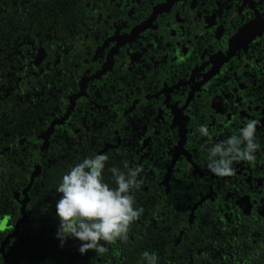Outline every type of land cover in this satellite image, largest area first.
Wrapping results in <instances>:
<instances>
[{
	"label": "flooded vegetation",
	"instance_id": "obj_1",
	"mask_svg": "<svg viewBox=\"0 0 264 264\" xmlns=\"http://www.w3.org/2000/svg\"><path fill=\"white\" fill-rule=\"evenodd\" d=\"M34 1L38 30L22 37L19 50L33 65L32 91L39 77L53 86L38 98L47 102L38 115L48 123L35 138L47 142L67 119L85 136L87 126H104L113 144L100 153L129 145L128 162L163 172L161 185L171 171L185 174L196 205L206 199L225 223L264 230V0H58L74 4L62 25L47 18L53 10L40 19L45 1ZM249 120L259 121L255 160L234 163L233 176H215L206 146ZM200 125L211 141L196 131Z\"/></svg>",
	"mask_w": 264,
	"mask_h": 264
},
{
	"label": "trees",
	"instance_id": "obj_2",
	"mask_svg": "<svg viewBox=\"0 0 264 264\" xmlns=\"http://www.w3.org/2000/svg\"><path fill=\"white\" fill-rule=\"evenodd\" d=\"M44 1L40 19L47 10H53L47 18L50 21L54 17L57 25L74 11V4ZM36 8L34 0H0V246L15 230L1 249L0 264H146L142 258L145 251L157 254L158 264H264V230L256 222L225 223L206 199L196 205L188 176L173 171L166 186L160 184L163 172L152 174L144 169L138 177L143 184L134 193L135 206L143 213L130 226L126 242L101 241L108 251L100 255L93 250L81 255V242L73 238L60 246L55 204L61 195L56 189L62 176L85 157L105 154L108 160L103 179L115 187L110 169L123 171L125 163L129 167L138 164L128 162L126 150L130 146L123 143L115 150L99 152L104 145L113 144L106 140L112 135L104 126H87L85 136L83 131L67 125V119L52 127L47 142L35 138L48 123V117L38 115L47 111V102L38 98L52 92L53 87L39 77L38 91H32L36 85L33 65L27 62L24 50H19L22 37L29 40L38 30ZM23 28L29 35H24ZM52 45L55 54H61L62 47L58 48L55 41ZM92 114L87 120L95 118ZM70 115L77 119L80 110ZM34 166L38 174L29 184ZM199 190L204 194L202 187ZM24 199L25 217L16 224Z\"/></svg>",
	"mask_w": 264,
	"mask_h": 264
},
{
	"label": "clouds",
	"instance_id": "obj_3",
	"mask_svg": "<svg viewBox=\"0 0 264 264\" xmlns=\"http://www.w3.org/2000/svg\"><path fill=\"white\" fill-rule=\"evenodd\" d=\"M259 121L249 120L238 134L211 144L207 147V168L217 177L235 175L234 163L252 162L259 145L256 142V128ZM196 131L211 141L208 128L200 125ZM108 156L105 154L85 157L81 162L68 170L56 189L61 194L55 204L59 226L56 238L62 247L65 240L73 238L81 245L79 253L89 250L97 255L105 254L108 248L102 245L113 244L117 240L126 242L130 226L143 213L142 208L135 206L134 193L141 188L144 171L142 165L124 170L111 168L115 178V187L104 182L103 171ZM142 258L146 264H158V255L145 251Z\"/></svg>",
	"mask_w": 264,
	"mask_h": 264
},
{
	"label": "water",
	"instance_id": "obj_4",
	"mask_svg": "<svg viewBox=\"0 0 264 264\" xmlns=\"http://www.w3.org/2000/svg\"><path fill=\"white\" fill-rule=\"evenodd\" d=\"M49 130H50V128H49ZM49 130H48V132H49ZM37 174H38V169H37L36 167H34V172L31 174V176H30V178H29V184L31 183L32 178L35 177ZM27 187H28V186H27ZM25 189H26V188H25ZM25 189L23 190V192L25 191ZM23 192H22V193H23ZM24 203H25V199L21 202V207H20V209H19V212H20V214H21V218L17 221L16 224L22 222L23 219H24V217H25V214L23 213V206H24ZM14 234H15V230H14L13 233H11L10 235H8V236L3 240V242L1 243V246H0V252H1L2 247L6 244V240L8 239V237L13 236Z\"/></svg>",
	"mask_w": 264,
	"mask_h": 264
}]
</instances>
